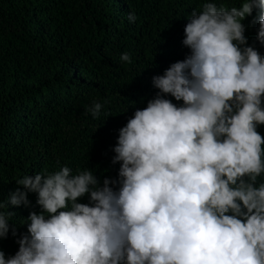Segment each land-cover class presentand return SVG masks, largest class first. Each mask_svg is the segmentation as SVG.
<instances>
[{"label": "clouds", "instance_id": "1", "mask_svg": "<svg viewBox=\"0 0 264 264\" xmlns=\"http://www.w3.org/2000/svg\"><path fill=\"white\" fill-rule=\"evenodd\" d=\"M254 9L264 45V0L193 9L182 40L190 54L153 76L159 92L119 129L118 180L101 185L67 165L16 180L41 211L29 213L28 235L14 256L0 251V264H264V56L246 45L241 22ZM119 59L132 63L128 52ZM109 102L86 111L107 117ZM86 193L90 203L77 202ZM8 203L28 205L27 193ZM6 207L0 201V238Z\"/></svg>", "mask_w": 264, "mask_h": 264}, {"label": "trees", "instance_id": "2", "mask_svg": "<svg viewBox=\"0 0 264 264\" xmlns=\"http://www.w3.org/2000/svg\"><path fill=\"white\" fill-rule=\"evenodd\" d=\"M203 2L0 0V201L12 213L9 232L0 238L6 259L28 235L29 213L41 211L37 193L27 192L17 179L64 165L73 174L91 170L101 185L104 178L119 179L121 162L112 163L119 129L159 92L153 76L190 54L182 44L184 27ZM214 2L230 8L241 0ZM130 12L134 23L128 21ZM258 15L254 9L241 22L246 45L264 56L256 39L258 22L252 23ZM123 52L130 53L131 64L120 61ZM105 100L110 102L103 111L110 115L94 119L86 108ZM257 131L264 136V125ZM17 189L27 193L28 205L8 203ZM77 202L90 203L89 194Z\"/></svg>", "mask_w": 264, "mask_h": 264}]
</instances>
